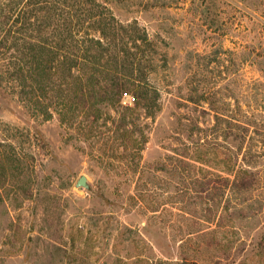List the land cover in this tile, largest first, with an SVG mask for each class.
Returning <instances> with one entry per match:
<instances>
[{"label":"rangeland","instance_id":"1","mask_svg":"<svg viewBox=\"0 0 264 264\" xmlns=\"http://www.w3.org/2000/svg\"><path fill=\"white\" fill-rule=\"evenodd\" d=\"M100 1L149 32L155 48L150 78L161 88L162 110L146 119L150 137L140 162L119 143L113 108L85 137L55 105L45 110L51 99L33 107L23 93L31 79L17 76L21 50L11 47L13 38L3 39L0 24V152L14 149L31 172L30 194L16 196V184L0 181L6 197L0 201V264L182 261L196 243L191 231L212 224L203 222L205 205L195 198L204 164L192 165L181 154L189 132L179 128L177 116L197 117L211 133L215 115L225 112L264 144V0ZM17 17L8 29L23 27ZM41 29L26 33L41 37ZM216 136H206L212 147L226 144ZM84 173L90 188L77 186ZM256 194L264 201V191ZM246 212L230 228L236 254L221 258L227 264L248 257L264 240V208L254 202Z\"/></svg>","mask_w":264,"mask_h":264},{"label":"trees","instance_id":"2","mask_svg":"<svg viewBox=\"0 0 264 264\" xmlns=\"http://www.w3.org/2000/svg\"><path fill=\"white\" fill-rule=\"evenodd\" d=\"M11 3H0L3 39L13 38L11 47L21 50L23 61L18 62L16 75L31 79L23 93L33 107L42 106L45 98L51 99L45 110L51 113L50 107L55 105L63 121L82 126L85 137L94 132L107 108L115 109L119 113L114 129L119 143L134 161L140 162L150 137L146 119H155L163 107L161 88L150 78L155 48L146 28L137 20H121L100 0H11ZM39 11L43 15H38ZM16 12L17 22L23 25L17 31L7 28ZM30 27H41L46 34L41 37L27 34ZM127 96L132 97L130 103L124 102ZM215 116L211 133L199 118L184 113L177 116L179 128L189 132L181 154L192 165L204 164L199 165L201 170L195 177V198L205 205L203 222L212 225L210 229L191 231L196 234V243L192 253L187 252L182 261L161 264H227L221 258L236 254L230 228L249 215L246 211L253 208L254 202L264 208V201L258 200L256 194L264 191V144L255 142V136L250 135L251 127L237 118L225 112ZM210 134L223 137L226 144L212 147L206 137ZM23 161L14 149L0 152L4 169L0 171V181L16 184L19 187L16 196L30 194L31 190V172L22 165ZM20 189L25 191L22 193ZM5 198L0 189V201L5 202ZM214 223L219 228H213ZM210 235L214 244L206 240ZM233 262L264 264L263 237L248 257Z\"/></svg>","mask_w":264,"mask_h":264},{"label":"water","instance_id":"3","mask_svg":"<svg viewBox=\"0 0 264 264\" xmlns=\"http://www.w3.org/2000/svg\"><path fill=\"white\" fill-rule=\"evenodd\" d=\"M77 186H84L90 188L91 184L89 183V177L86 173L82 174L77 181Z\"/></svg>","mask_w":264,"mask_h":264}]
</instances>
